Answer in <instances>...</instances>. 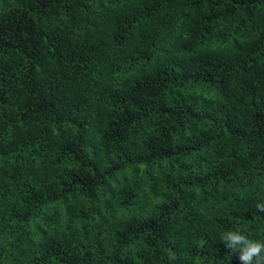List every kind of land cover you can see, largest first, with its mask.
Listing matches in <instances>:
<instances>
[{"label": "trees", "instance_id": "16d2710c", "mask_svg": "<svg viewBox=\"0 0 264 264\" xmlns=\"http://www.w3.org/2000/svg\"><path fill=\"white\" fill-rule=\"evenodd\" d=\"M261 202L264 0H0V264H241Z\"/></svg>", "mask_w": 264, "mask_h": 264}, {"label": "clouds", "instance_id": "9594fccd", "mask_svg": "<svg viewBox=\"0 0 264 264\" xmlns=\"http://www.w3.org/2000/svg\"><path fill=\"white\" fill-rule=\"evenodd\" d=\"M255 207L257 212H264V202ZM221 241L233 252H238L241 264H264V241L249 239L239 230L224 232Z\"/></svg>", "mask_w": 264, "mask_h": 264}]
</instances>
